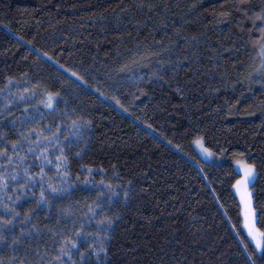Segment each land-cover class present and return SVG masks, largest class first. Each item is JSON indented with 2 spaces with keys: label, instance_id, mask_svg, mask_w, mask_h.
I'll list each match as a JSON object with an SVG mask.
<instances>
[{
  "label": "trees",
  "instance_id": "16d2710c",
  "mask_svg": "<svg viewBox=\"0 0 264 264\" xmlns=\"http://www.w3.org/2000/svg\"><path fill=\"white\" fill-rule=\"evenodd\" d=\"M139 2L0 0V264H58L62 236L103 264H247L241 240L264 264L232 188L254 164L264 208V0Z\"/></svg>",
  "mask_w": 264,
  "mask_h": 264
},
{
  "label": "snow or ice",
  "instance_id": "6c2138e0",
  "mask_svg": "<svg viewBox=\"0 0 264 264\" xmlns=\"http://www.w3.org/2000/svg\"><path fill=\"white\" fill-rule=\"evenodd\" d=\"M134 7L137 10L143 11L145 8H147L149 13H163L167 12L169 10V5L167 3H164L163 0H140V2ZM179 7V5H177ZM151 18V17H149ZM257 19L264 20V13L258 14ZM261 31L264 32V26L261 27ZM264 54V53H262ZM47 55V53H45ZM193 56L196 55V53L192 54ZM186 60H190V57H185ZM190 67V65H188ZM73 75H76L73 73ZM163 79V77H161ZM196 144H202V138H198L195 141ZM16 148V144H13V149ZM32 149L30 148L29 151ZM204 152H206L208 155H211L209 149L205 148L203 149ZM6 155L4 152H0V156ZM20 162H23V158H19ZM60 159L59 157L57 158ZM11 161V158H9V162ZM51 163V161H49ZM41 172H43V169H41ZM28 173L25 172V176H27ZM13 180H17V176H12ZM256 179V170L255 165L252 163L245 164L243 167V175L240 176L239 179L235 180V183L232 184V188L235 189L236 194L240 198V215L243 217L244 224L243 227L246 229L247 237L249 238V242L252 245V251L253 254H259L260 256L264 257V223H262L259 219L261 213H264V208L257 207V201L254 200L255 193L252 191V189L249 187L250 185H254V181ZM4 179L0 178V187H5ZM51 187V185H49ZM58 189L52 188V193H56ZM41 199L44 200V192L41 191ZM7 214L9 215V219L5 220L3 217H0V240H4L7 237L5 236V233L7 232L9 235H12V229L11 225L15 222L14 218L19 216V213L15 211V209H8ZM257 224H261V227H257ZM24 239V234L21 233L20 236H12V243L19 245L22 240ZM61 244L59 247V252L56 257H54V260L58 262V264H68V262H71V264H75V261H73L72 253L73 251L78 252L80 256V264H85L87 261L88 264H91V257L96 258V264H103V261L101 260V256H107V250L104 248L103 243H97L95 246H93L92 243H89V239L84 237L81 238V244L78 245L75 240H69L67 237H61ZM193 243H195V240H193ZM240 243L243 245V251L247 255V264H255V261L252 259V255L249 254V243H245L243 240L240 241ZM86 244L87 249L85 251H80V247L82 245ZM35 256L37 257L36 264H46L44 260V256L41 255L39 248L35 251ZM67 257V261H65L63 258Z\"/></svg>",
  "mask_w": 264,
  "mask_h": 264
},
{
  "label": "rangeland",
  "instance_id": "374dc122",
  "mask_svg": "<svg viewBox=\"0 0 264 264\" xmlns=\"http://www.w3.org/2000/svg\"><path fill=\"white\" fill-rule=\"evenodd\" d=\"M263 23H264V20H263ZM262 53H264V40L259 46L258 51H257L258 61L256 65V70L254 73L255 78H257L259 82L264 83V54ZM50 102H51V99H50ZM205 148L206 146L203 140H202V144H199V145L194 142V149L202 161L207 162V163H212V164H221L223 162V159L220 156L213 153L212 151H210L212 153L211 155H208L206 152H204L203 149ZM245 164L247 163L243 160H237L234 162V167L240 176L243 175V167ZM249 187L251 188V185ZM235 194H236V191H235ZM236 196L238 197L239 203H240L239 196L237 194ZM243 224H244V220H243ZM244 231L247 235L246 229H244Z\"/></svg>",
  "mask_w": 264,
  "mask_h": 264
}]
</instances>
